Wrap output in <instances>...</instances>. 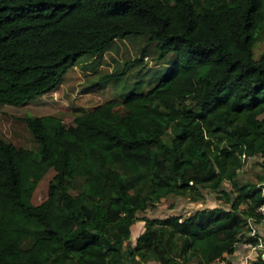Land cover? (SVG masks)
<instances>
[{"label":"trees","instance_id":"16d2710c","mask_svg":"<svg viewBox=\"0 0 264 264\" xmlns=\"http://www.w3.org/2000/svg\"><path fill=\"white\" fill-rule=\"evenodd\" d=\"M263 13L264 0H0V105L48 95L115 40L144 39L158 62L172 58L151 89L122 99L118 118L103 108L71 125L27 117L36 154L0 139V264H213L255 245L248 221L260 220L264 163L237 177L264 157V53L253 57ZM170 127L179 132L168 142ZM204 190L224 207L142 219L130 242L138 213ZM32 225L39 234L23 247Z\"/></svg>","mask_w":264,"mask_h":264},{"label":"rangeland","instance_id":"374dc122","mask_svg":"<svg viewBox=\"0 0 264 264\" xmlns=\"http://www.w3.org/2000/svg\"><path fill=\"white\" fill-rule=\"evenodd\" d=\"M259 27L260 35L254 46V58L264 53V13ZM157 57L154 44H147L144 39L136 37L115 40L102 53L81 57L64 76L61 84L48 95L18 107L0 105V139L36 154L38 146L25 124L27 117L53 116L64 125H71L80 114L94 108H103L106 115L118 118L121 113L120 103L127 94L148 91L165 74L172 58L158 62ZM127 63H130V67L125 76L106 79L107 75L122 70ZM178 132L177 128L170 127L166 133L167 141L170 142ZM260 163H264V157H256L246 163L238 173L237 182L242 184L250 180L252 173L259 170ZM53 176L54 171L50 169L40 180L33 193V205H39L45 200ZM82 183V180L74 181L73 194L81 192ZM223 189L229 190V184L223 183ZM203 194V200L197 202H190L186 195L172 196L138 213V221L131 227L130 242L134 243L135 238L142 233V219H162L168 216L185 218L196 210L224 207L215 199L214 193L204 190ZM38 234V229L32 225L23 247L31 243ZM239 245L245 244L242 242ZM239 250L247 252L241 246ZM251 264H257V261H251Z\"/></svg>","mask_w":264,"mask_h":264},{"label":"built area","instance_id":"2783aa9c","mask_svg":"<svg viewBox=\"0 0 264 264\" xmlns=\"http://www.w3.org/2000/svg\"><path fill=\"white\" fill-rule=\"evenodd\" d=\"M259 222L253 219L248 221L250 229L249 236L257 241L255 245H249V254L246 256L243 264H251V261H256L257 258L264 261V204L258 209ZM213 264H232L227 259L222 258L216 260Z\"/></svg>","mask_w":264,"mask_h":264},{"label":"crops","instance_id":"0c3cea01","mask_svg":"<svg viewBox=\"0 0 264 264\" xmlns=\"http://www.w3.org/2000/svg\"><path fill=\"white\" fill-rule=\"evenodd\" d=\"M205 209H209V208H205ZM211 209H214V208H211ZM200 210H203V209H200ZM197 211V210H196ZM195 212V211H194ZM193 212V213H194ZM192 213V214H193ZM190 216V215H189ZM264 240V238H263ZM239 246L243 247L244 249L247 250L246 253H243V252H240L239 250ZM249 245L245 244V245H238L237 246V249L236 251L232 254V255H229V256H224L223 258L227 259L230 263L232 264H243V261L245 260L246 256L249 254ZM148 264H156V263H153V262H149Z\"/></svg>","mask_w":264,"mask_h":264}]
</instances>
